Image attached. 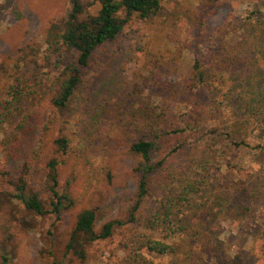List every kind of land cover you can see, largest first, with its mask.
<instances>
[{
  "label": "rangeland",
  "instance_id": "obj_1",
  "mask_svg": "<svg viewBox=\"0 0 264 264\" xmlns=\"http://www.w3.org/2000/svg\"><path fill=\"white\" fill-rule=\"evenodd\" d=\"M79 1L85 6L82 18L98 14V3ZM72 8V0H0V113L18 76L34 74L46 81L77 59L76 51L57 55L46 42L49 28L67 21ZM250 10L259 11L256 17L262 19L253 31L244 22L237 26ZM118 16L125 18L126 12ZM258 30H264V0H167L150 19L133 15L115 41L94 52L65 109L45 111L48 122L41 145L33 147L38 137L33 123L22 129L15 144L7 139V146L3 139L10 124L0 127V215L2 200L12 199L9 225L17 236L14 246L6 245L0 232V254L8 256L9 264H121L135 247V238L145 234L130 219L139 173H130L123 163L143 162L129 153L130 145L159 129L188 128L193 137L166 160L163 170L151 174L144 213L156 208L165 182L174 185L185 177L200 185L194 169L208 149H215V136L229 122V103L264 91V33ZM224 54L233 60L222 63ZM196 62L211 75L208 84H193ZM215 73H223L226 81ZM20 110L15 124L36 111L27 102ZM61 137L71 142L65 155L55 143ZM251 140L264 142V126ZM223 144L217 146L219 155L213 151L203 160L211 163L210 184L202 186L196 203L181 216L189 233L168 239L177 243L172 255L145 252L154 264H264V162L247 158L244 168L238 164L239 154H230ZM154 158L160 159L156 152ZM52 159L58 162L60 195L78 196L76 177L85 169L90 178L79 202L101 208L98 228L109 220L122 222L110 238L85 242L84 258L81 247L70 246L77 235L74 207L65 204L59 213L54 211L46 168ZM30 160L46 169L28 181L48 211L45 215L27 211L13 196ZM26 221L32 224L26 226Z\"/></svg>",
  "mask_w": 264,
  "mask_h": 264
},
{
  "label": "trees",
  "instance_id": "obj_2",
  "mask_svg": "<svg viewBox=\"0 0 264 264\" xmlns=\"http://www.w3.org/2000/svg\"><path fill=\"white\" fill-rule=\"evenodd\" d=\"M93 1L100 5L98 14L82 18L85 6L79 0H72L73 8L67 21L61 25L54 23L46 34V42L50 45L53 53L62 55L64 51L67 53L76 51L78 54L77 59L64 64L56 76L48 77L46 81L39 79L34 74H23L18 76L15 82L8 87L9 100L6 101L4 110L0 113V127H3L6 123L10 124V129L6 131L7 134L3 139L4 146H7V139L8 143L15 144L19 138V134L22 133V129L25 126L26 129H29L30 123H33L34 127L38 126V133L36 134L38 137L35 142L33 139L35 144L33 147L41 145V142L43 143L41 137L42 131L47 129L48 117L44 118L46 112L48 109L60 111L65 109L77 88L83 82L84 72L89 66L94 52L106 43L115 41L133 15L136 14L141 19H150L162 10L163 3L167 0ZM122 10L126 12L125 18L118 16ZM257 13L259 11L250 10L246 17L238 19L237 26H240L244 22L248 26L247 31L255 30L257 28L256 25L262 23V19L256 17ZM259 31L264 33V30ZM219 60L220 58L218 57L217 61ZM230 60H233L231 55H223L222 63H227ZM217 77L224 80L223 73L218 74ZM210 79L211 75L201 68L200 62H196L194 73L192 74L193 84H208ZM25 102L30 104L32 109H36V111L24 114L20 122L15 124L16 114L18 111H21V105ZM229 111L227 126L220 131V135L217 134L214 138L213 144L216 146L215 149L213 148L211 151L208 149L207 155L198 162V165L194 169L197 174L196 178L200 176V185L196 184L197 180H193L192 178L181 177L180 181H173L175 176L171 174L170 180L173 181L174 185L168 182L163 184V197L158 201L156 208L148 213H144L142 206L149 194V179L151 174L163 170L166 160L170 156L181 152L185 144L190 139L193 140V137L188 135V128H178L175 131H166V133L159 129L157 132L155 131L152 137H141L130 145L129 153L133 156H140L143 159V162L138 166L135 165L136 162L134 161L133 163H127V161L123 163L124 168L128 169L129 167L130 173H139L137 179L138 190L130 219L132 222H136L139 226L143 227L145 234L135 238V247L121 264H154L145 255V252L158 255H172L176 252L177 243L168 241V239L175 237V235L189 233V227L187 223L182 221L181 216L189 206L196 203L195 197L202 190V186L206 188L210 184L209 180H211L212 175L210 174L211 169L209 166L211 163H204L203 160L209 156H213V151H215L216 155L221 150V148L217 149V146L221 145L222 147L224 142L223 146L225 150L228 147L230 154H239L237 157L238 164L241 163V166L244 168H246L247 163L245 159L247 158L258 163L264 162V142L259 141L258 143H254L251 140L252 136L264 126V91H260L259 96L254 98L241 97L236 104L229 103ZM169 137L171 139H168ZM27 138L28 136L26 135ZM55 143L59 152L64 155L68 154L71 144L69 139L61 137ZM157 151L161 153V158ZM155 152L160 158L157 161L154 158ZM32 153L39 158V152L33 150ZM114 162L116 164V160ZM35 164L36 161L34 160L26 162V168L23 172L24 178L21 177L19 180V183L16 185L17 194L13 196L24 204L27 211L45 215L48 211L45 210L38 194L28 182L29 179L33 180L36 178L38 173L40 174L41 171L46 170L44 167H38ZM57 165V160L52 159L49 161L48 167H46L50 168L47 178L49 177V180L52 182L51 190L56 199V201H53L54 211L59 213L65 204L74 207L77 220L75 233L77 235L73 236L74 238L70 246L72 248L81 247L79 254L84 258L85 242L110 238L115 230L122 225V222L109 220L98 228L97 223L102 212L101 208L93 207L89 202H79L78 199L82 194L80 192L83 189V185L90 178V174L85 169L81 170L76 177L78 188L75 192L78 196L60 195L57 190L59 185ZM213 166L216 167L217 165L213 163ZM113 177L111 173L108 176L111 180ZM176 182L179 183L176 184ZM2 201L4 212L0 215V232L4 237L5 244H12L14 246L17 236L11 231L9 225L10 208L11 205L14 206V201L8 197H5ZM31 224L26 221V226ZM26 229L28 228L26 227ZM81 234L85 236V239H81ZM0 260L5 264H9V258L6 254H0Z\"/></svg>",
  "mask_w": 264,
  "mask_h": 264
}]
</instances>
